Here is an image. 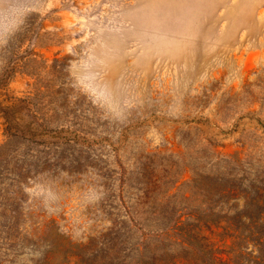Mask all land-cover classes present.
Here are the masks:
<instances>
[{"label":"rangeland","instance_id":"obj_1","mask_svg":"<svg viewBox=\"0 0 264 264\" xmlns=\"http://www.w3.org/2000/svg\"><path fill=\"white\" fill-rule=\"evenodd\" d=\"M7 122L56 160L27 190L40 227L53 220L72 244L99 236L103 185L118 192L123 174L140 224L164 160L264 159V0H0V145ZM145 154L152 177L138 186ZM50 240L2 264L44 250L58 264Z\"/></svg>","mask_w":264,"mask_h":264},{"label":"trees","instance_id":"obj_2","mask_svg":"<svg viewBox=\"0 0 264 264\" xmlns=\"http://www.w3.org/2000/svg\"><path fill=\"white\" fill-rule=\"evenodd\" d=\"M4 115L7 121L9 112ZM6 130L7 140L0 145V264L27 243H49L53 233L59 237L58 264H264L263 158H219L201 149L195 156L186 152L164 160V175L140 224L129 218L132 185L123 174L118 192L103 185L100 210L111 225L87 243L72 244L53 220L40 227L39 213L28 204L30 184L52 173L56 160L45 156L43 143L32 140L29 129L7 122ZM153 161L152 155H142L134 176L138 186L149 183ZM40 254L37 264H50L55 255L51 250Z\"/></svg>","mask_w":264,"mask_h":264}]
</instances>
